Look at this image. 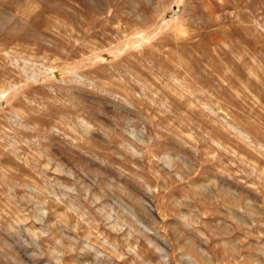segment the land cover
Here are the masks:
<instances>
[{
	"label": "rangeland",
	"instance_id": "374dc122",
	"mask_svg": "<svg viewBox=\"0 0 264 264\" xmlns=\"http://www.w3.org/2000/svg\"><path fill=\"white\" fill-rule=\"evenodd\" d=\"M0 264H264V0H0Z\"/></svg>",
	"mask_w": 264,
	"mask_h": 264
}]
</instances>
